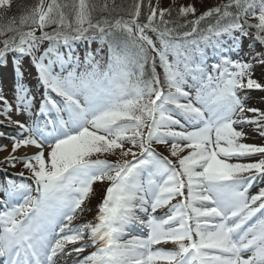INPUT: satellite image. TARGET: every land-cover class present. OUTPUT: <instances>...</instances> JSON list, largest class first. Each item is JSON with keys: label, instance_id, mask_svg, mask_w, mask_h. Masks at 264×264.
I'll return each instance as SVG.
<instances>
[{"label": "snow or ice", "instance_id": "1", "mask_svg": "<svg viewBox=\"0 0 264 264\" xmlns=\"http://www.w3.org/2000/svg\"><path fill=\"white\" fill-rule=\"evenodd\" d=\"M198 3L0 14V264H264V0Z\"/></svg>", "mask_w": 264, "mask_h": 264}, {"label": "rangeland", "instance_id": "2", "mask_svg": "<svg viewBox=\"0 0 264 264\" xmlns=\"http://www.w3.org/2000/svg\"><path fill=\"white\" fill-rule=\"evenodd\" d=\"M15 1H17V0H15ZM26 1H29V2H31V1H33V0H26ZM120 2H123V0H120L119 1V3ZM152 2H153V4H155L156 3V0H152ZM159 2H160V5L161 6H163V7H167L168 5H169V3L171 2V0H159ZM187 2H189V0H175V3L176 4H184V3H187ZM217 2H219V0H199V3H198V8H200V10H204V8H206L207 6H212V5H214L215 3H217ZM145 3H147V0H145ZM27 3H25V5H26ZM32 4V3H31ZM30 6V5H29ZM0 14H3L6 18H8V19H10V18H12L13 16H12V11H8V10H5V9H0ZM17 19L19 18V17H17V16H15ZM93 43V42H92ZM248 43H249V41L247 40V39H245V41H244V52H247L248 51ZM100 45H99V43H94V47H99ZM260 50V48H259V46L257 45V47H256V51H259ZM25 81H26V83L29 85V86H31V85H33L34 83H35V81H34V75H32L31 73L30 74H28V75H26V77H25ZM252 95L254 96V97H257L259 94H257V93H255V92H253L252 93ZM255 101V100H254ZM253 101V102H254ZM252 102V103H253ZM253 106H256V107H264V105H262L260 102L259 103H257V104H255V103H253ZM248 142H255V143H260L261 141H259V140H255V141H252V140H250V141H248ZM0 143L1 144H4V143H6V141L5 140H3V139H0ZM9 148H10V145H9ZM1 154V153H0ZM165 154H167V153H165ZM18 171L20 170V166L18 165L17 166V168H16ZM96 193H97V195H96V197H94L90 202H89V204H88V206L90 207V208H92L93 209V213H94V211H95V205L98 203V201H99V199H100V196H101V194H102V190H103V188H102V186L100 185V184H97L96 186ZM257 189H255V188H253V190L252 191H256ZM91 215H92V213H89V217L88 218H91Z\"/></svg>", "mask_w": 264, "mask_h": 264}, {"label": "trees", "instance_id": "3", "mask_svg": "<svg viewBox=\"0 0 264 264\" xmlns=\"http://www.w3.org/2000/svg\"><path fill=\"white\" fill-rule=\"evenodd\" d=\"M119 1H120V0H117L118 3H119ZM34 2H35V0H33V1H31V2L26 1V0H17V1L12 0V7H11V9L8 10V11H12V16H13V17H14V16L19 17L21 14H23L24 9H25L27 6L31 5V3H34ZM123 2H125V3H130L131 0H123ZM25 3H27V4L25 5Z\"/></svg>", "mask_w": 264, "mask_h": 264}, {"label": "bare ground", "instance_id": "4", "mask_svg": "<svg viewBox=\"0 0 264 264\" xmlns=\"http://www.w3.org/2000/svg\"><path fill=\"white\" fill-rule=\"evenodd\" d=\"M254 102H257V103H259V98H258V96L256 97V99H255V101ZM1 144V143H0ZM7 153H1L0 154V158H2L3 157V155H6Z\"/></svg>", "mask_w": 264, "mask_h": 264}]
</instances>
